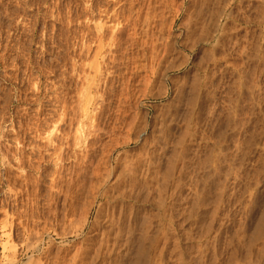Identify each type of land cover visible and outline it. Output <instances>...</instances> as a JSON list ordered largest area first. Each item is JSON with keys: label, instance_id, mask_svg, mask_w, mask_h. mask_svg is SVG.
I'll return each instance as SVG.
<instances>
[{"label": "rangeland", "instance_id": "rangeland-1", "mask_svg": "<svg viewBox=\"0 0 264 264\" xmlns=\"http://www.w3.org/2000/svg\"><path fill=\"white\" fill-rule=\"evenodd\" d=\"M263 7L264 0H0V264H93L118 238L117 256L128 260L147 218L152 232L180 238L169 249L179 244L190 264H264ZM63 113L66 134L55 130ZM53 130L60 161L46 140ZM169 249L158 262L179 264L183 256Z\"/></svg>", "mask_w": 264, "mask_h": 264}, {"label": "bare ground", "instance_id": "bare-ground-1", "mask_svg": "<svg viewBox=\"0 0 264 264\" xmlns=\"http://www.w3.org/2000/svg\"><path fill=\"white\" fill-rule=\"evenodd\" d=\"M201 1V0H200ZM207 1V0H206ZM229 1H231V0H229ZM234 1V0H233ZM146 2V1H145ZM104 3V2H103ZM90 5V4H89ZM103 6H105V5H103ZM146 6V5H145ZM241 6V5H240ZM61 7V6H60ZM200 7H201V5H200ZM155 8V7H154ZM264 8V7H263ZM115 10V9H114ZM164 10V9H163ZM168 10V9H167ZM246 10V9H245ZM116 11V10H115ZM127 11V10H126ZM162 11V10H161ZM212 11V10H211ZM236 11V10H235ZM60 12V11H59ZM94 12V11H93ZM207 12V11H206ZM192 13V12H191ZM202 13V12H201ZM230 13V12H229ZM249 14V13H248ZM88 15V14H87ZM189 15H191V14H189ZM193 15V14H192ZM205 15V14H204ZM216 15V14H215ZM93 16V15H92ZM112 16V15H111ZM114 16V15H113ZM151 16V15H150ZM197 16V15H196ZM253 16V15H252ZM255 16V15H254ZM159 17V16H158ZM190 17V16H189ZM204 17V16H203ZM244 17V16H243ZM74 18V17H73ZM151 18V17H150ZM205 18H206V16H205ZM129 19V18H128ZM155 19V18H154ZM204 19V18H203ZM253 19V18H252ZM255 19V18H254ZM171 20V19H170ZM148 21V20H147ZM240 21V20H239ZM192 22V21H191ZM208 22V21H207ZM104 23V22H103ZM133 23V22H132ZM184 24V23H183ZM189 24V23H188ZM204 24V23H203ZM206 24V23H205ZM209 24V23H208ZM237 24V23H236ZM98 25V24H97ZM146 25V24H145ZM223 26V25H222ZM124 27V26H123ZM197 28V27H196ZM107 29V28H106ZM190 29H191V27H190ZM236 29V28H235ZM239 29V28H238ZM101 30V29H100ZM159 30V29H158ZM98 31V30H97ZM107 31V30H106ZM191 31V30H190ZM196 31V30H195ZM253 32V31H252ZM235 33V32H234ZM136 34V33H135ZM120 35V34H119ZM258 35V34H257ZM256 35V36H257ZM264 35V34H263ZM93 36V35H92ZM122 37H123V35H121ZM237 37V36H236ZM119 38V37H118ZM117 38V39H118ZM241 38V37H240ZM194 39V38H193ZM238 39V38H237ZM254 39V38H253ZM67 41V40H66ZM127 41V40H126ZM239 41V40H238ZM259 41V40H258ZM23 42V41H22ZM120 42V41H119ZM152 42V41H151ZM180 42V41H179ZM146 43H148V42H146ZM187 43V42H186ZM195 43H196V41H195ZM87 44V43H86ZM99 44H101V43H99ZM128 44V43H127ZM229 44V43H228ZM66 46V45H65ZM104 46V45H103ZM257 46V45H256ZM259 46V45H258ZM258 46H257V48H258ZM112 47V46H111ZM124 47V46H123ZM228 47V46H227ZM249 47V46H248ZM145 48V47H144ZM10 49V48H9ZM25 49H27V48H25ZM255 49V48H254ZM98 50V49H97ZM112 50V49H111ZM146 50V49H145ZM169 50V49H168ZM204 50V49H203ZM133 51V50H132ZM255 51V50H254ZM29 52V51H28ZM92 52V51H91ZM205 52V51H204ZM221 52V51H220ZM241 52V51H240ZM1 53V52H0ZM3 53V52H2ZM138 53V52H137ZM155 53V52H154ZM206 53V52H205ZM256 53V52H255ZM167 54H169V53H167ZM210 54V53H209ZM229 54V53H228ZM241 54V53H240ZM25 55V54H24ZM154 55V54H153ZM220 55V54H219ZM256 55V54H255ZM11 56V55H10ZM144 56V55H143ZM187 56V55H186ZM242 56H243V54H242ZM248 56V55H247ZM16 57V56H15ZM155 57V56H154ZM256 57V56H255ZM178 58V57H177ZM183 58V57H182ZM208 58H209V56H208ZM242 58V57H241ZM175 59H176V57H175ZM52 60V59H51ZM50 60V61H51ZM119 60V59H118ZM98 61V60H97ZM103 61V60H102ZM136 61V60H135ZM197 61V60H196ZM212 61V60H211ZM245 61V60H244ZM253 61V60H252ZM14 62H15V60H14ZM27 62V61H26ZM55 62V61H54ZM186 62V61H185ZM75 63V62H74ZM98 63V62H97ZM261 63V62H260ZM264 63V62H263ZM25 64V63H24ZM89 64V63H88ZM92 65V64H91ZM98 65V64H97ZM250 65V64H249ZM256 65V64H255ZM262 65V64H261ZM41 66V65H40ZM88 66V65H87ZM181 66V65H180ZM215 66V65H214ZM74 67V66H73ZM97 67V66H96ZM179 67V66H178ZM245 67V66H244ZM107 68V67H106ZM137 68V67H136ZM149 68V67H148ZM49 69H50V67H49ZM97 69V68H96ZM108 69V68H107ZM138 69V68H137ZM150 69V68H149ZM222 69V68H221ZM220 69V70H221ZM247 69V68H246ZM262 69V68H261ZM81 70V69H80ZM154 70V69H153ZM252 70V69H251ZM77 71V70H76ZM82 71V70H81ZM226 71V70H225ZM116 72V71H115ZM106 73H108V72H106ZM153 73V72H152ZM158 73V72H157ZM254 73V72H253ZM79 74V73H78ZM84 74V73H83ZM196 74V73H195ZM260 74V73H259ZM103 75V74H102ZM233 75V74H232ZM238 75V74H237ZM110 76V75H109ZM198 76V75H197ZM205 76V75H204ZM80 77V76H79ZM94 77V76H93ZM107 77V76H106ZM114 77V76H113ZM199 77V76H198ZM201 77V76H200ZM250 78V77H249ZM254 78H255V76H254ZM67 79V78H66ZM76 79V78H75ZM147 79H148V76H147ZM195 79V78H194ZM259 79V78H258ZM82 80V79H81ZM91 80V79H90ZM198 79H195V81H197ZM202 80V79H201ZM200 80V81H201ZM208 80V79H207ZM115 81V80H114ZM195 81H193L192 80V82H195ZM200 81L198 80L197 82H198V84L196 85L197 86V88H199L198 87V85L200 86V85H203L204 84V81L202 82L201 81V83H200ZM241 81V80H240ZM88 82V81H87ZM157 82V81H156ZM161 82V81H160ZM83 83V82H82ZM90 83V82H89ZM206 83V82H205ZM161 84V83H160ZM195 84V83H194ZM207 84V83H206ZM205 85V84H204ZM228 85V84H227ZM233 85H235V84H233ZM232 85V86H233ZM195 86V85H194ZM52 87V86H51ZM68 87V86H67ZM158 87H159V85H158ZM185 87V86H184ZM203 87H205V86H203ZM202 87V88H203ZM58 88V87H57ZM101 88V87H100ZM162 88V87H161ZM173 88V87H172ZM196 87H194V89H195ZM222 88V87H221ZM264 88V87H263ZM84 89V88H83ZM118 89V88H117ZM190 89V88H189ZM200 89V88H199ZM52 90V89H51ZM50 90V91H51ZM102 90V89H101ZM164 90H165V88H164ZM238 90V89H237ZM261 90V89H260ZM160 91H161V89H160ZM197 91V90H196ZM262 91V90H261ZM52 92V91H51ZM84 92V91H83ZM98 92V91H97ZM100 92V91H99ZM106 91H104V93H105ZM190 92V91H189ZM192 92V91H191ZM231 92V91H230ZM233 92V91H232ZM239 92H240V90H239ZM253 92V91H252ZM62 93V92H61ZM101 93V92H100ZM110 93V92H109ZM108 93V94H109ZM174 93V92H173ZM177 93H179V92H177ZM177 93H176V95H177ZM256 93V92H255ZM19 94V93H18ZM88 94V93H87ZM87 94H86V96H87ZM214 94V93H213ZM121 95V94H120ZM53 96V95H52ZM59 96V95H58ZM80 96V95H79ZM91 96V95H90ZM236 96V95H235ZM257 96V95H256ZM54 97V96H53ZM111 97V96H110ZM194 97H195V95H194ZM66 98V97H65ZM70 98V97H69ZM82 98V97H81ZM90 98H92V97H90ZM160 98H161V96H160ZM193 98V97H192ZM220 98V97H219ZM51 99V98H50ZM64 99V98H63ZM67 99V98H66ZM195 99V98H194ZM213 99V98H212ZM24 100V99H23ZM77 100V99H76ZM127 100V99H126ZM257 100H258V98H257ZM42 101V100H41ZM105 101V100H104ZM120 101V100H119ZM179 101V100H178ZM195 101V100H194ZM246 101H247V99H246ZM36 102V101H35ZM50 102V101H49ZM71 102V101H70ZM235 102V101H234ZM252 102V101H251ZM58 103V102H57ZM90 103V102H89ZM120 103V102H119ZM225 103V102H224ZM228 103V102H227ZM254 103V102H253ZM60 104V103H59ZM73 104V103H72ZM82 104V103H81ZM103 104V103H102ZM132 104V103H131ZM187 104V103H186ZM75 105V104H74ZM99 105V104H98ZM137 105V104H136ZM262 105V104H261ZM51 106V105H50ZM66 106V105H65ZM70 106V105H69ZM84 106H86V105H84ZM119 106V105H118ZM123 106V105H122ZM187 106V105H186ZM189 106V105H188ZM245 106V105H244ZM249 106V105H248ZM43 107V106H42ZM61 107H62V105H61ZM60 107V108H61ZM67 107H68V105H67ZM73 107V106H72ZM75 107V106H74ZM76 107H77V105H76ZM97 107V106H96ZM133 107V106H132ZM135 107V106H134ZM177 107V106H176ZM227 107H228V105H227ZM22 108V107H21ZM51 108V107H50ZM59 108V109H60ZM81 108V107H80ZM131 108V107H130ZM218 108V107H217ZM44 109V108H43ZM65 109V108H64ZM63 109V110H64ZM72 109V108H71ZM87 109V108H86ZM89 109V108H88ZM132 109V108H131ZM169 109V108H168ZM167 109V110H168ZM186 109V108H185ZM247 109V108H246ZM250 109V108H249ZM248 109V110H249ZM37 110V109H36ZM41 110V109H40ZM46 110V109H45ZM53 110V109H52ZM166 110V111H167ZM192 110V109H191ZM190 110V111H191ZM228 110V109H227ZM17 111V110H16ZM48 111H50V110H48ZM89 111V110H88ZM126 111V110H125ZM229 111V110H228ZM43 112V111H42ZM80 112V111H79ZM163 112V111H162ZM214 112V111H213ZM234 112V111H233ZM25 113V112H24ZM40 113V112H39ZM56 113V112H55ZM69 113V112H68ZM75 113V112H74ZM93 113V112H92ZM137 113V112H136ZM186 113V112H185ZM191 113V112H190ZM4 114V113H3ZM41 114V113H40ZM52 114V113H51ZM71 114V113H70ZM104 114V113H103ZM161 114V113H160ZM239 114V113H238ZM237 114V115H238ZM253 114V113H252ZM136 115V114H135ZM164 115V114H163ZM178 115V114H177ZM190 115V114H189ZM223 115V114H222ZM229 115V114H228ZM227 115V116H228ZM2 116V115H1ZM33 116V115H32ZM66 116H68L66 113H63V115H62V117L61 118H59L60 120H58V121H60V125L59 126H55V128H57V129H55V130H57V132L58 131H62L63 132V130L64 129H66V126H67V124L68 125H70L69 123H67V118H66ZM73 115H71V117H72ZM76 116V115H75ZM122 116V115H121ZM167 116V115H166ZM188 116V115H187ZM211 116V115H210ZM220 116V115H219ZM245 116V115H244ZM5 117V116H4ZM60 117V116H59ZM112 117V116H111ZM201 117V116H200ZM48 118V117H47ZM97 118V117H96ZM116 118V117H115ZM118 118V117H117ZM164 118V117H163ZM217 118H218V116H217ZM231 118H232V116H231ZM237 118V117H236ZM242 118V117H241ZM246 118V117H245ZM28 119V118H27ZM32 119V118H31ZM105 119V118H104ZM159 119V118H158ZM202 119V118H201ZM226 119V118H225ZM229 119H230V116H229ZM34 120V119H33ZM43 120V119H42ZM46 120L47 119H45V121H42V122H44V124H46ZM56 120V119H55ZM72 120H73V118H72ZM77 120V119H76ZM114 120V119H113ZM184 120V119H183ZM205 120V119H204ZM240 120V119H239ZM22 121V120H21ZM37 121V120H36ZM39 121H41V120H39ZM52 121V120H51ZM226 121V120H225ZM243 120H241V122H242ZM7 122V121H6ZM32 122H34V121H32ZM41 122V123H42ZM54 122V121H53ZM56 122V121H55ZM114 122V121H113ZM119 122V121H118ZM222 122V121H221ZM25 123V122H24ZM29 123V122H28ZM35 123V122H34ZM56 123H58V122H56ZM111 123V122H110ZM161 123V122H160ZM238 123V122H237ZM255 123V122H254ZM258 123V122H257ZM43 124V125H44ZM47 124L49 125V121L47 120ZM46 124V125H47ZM131 124V123H130ZM230 124V123H229ZM247 124V123H246ZM251 124V123H250ZM26 125V124H25ZM37 125V124H36ZM108 125V124H107ZM120 125V124H119ZM122 125V124H121ZM124 125V124H123ZM155 125V124H154ZM186 125H187V123H186ZM185 125V126H186ZM54 126V125H53ZM78 126V125H77ZM104 126V125H103ZM113 126H114V124H113ZM116 126V125H115ZM169 126V125H168ZM184 126V125H183ZM38 127H39V125H38ZM42 127V126H41ZM48 127V126H47ZM46 127V128H47ZM109 127V126H108ZM226 127V126H225ZM236 127V126H235ZM4 128V127H3ZM28 128V127H27ZM45 128V127H44ZM53 128V127H52ZM156 128V127H155ZM232 128V127H231ZM33 129V128H32ZM113 129V128H112ZM141 129V128H140ZM139 129V130H140ZM202 129V128H201ZM222 129V128H221ZM52 130V129H51ZM69 130V129H68ZM67 130V131H68ZM186 130V129H185ZM197 130V129H196ZM239 130V129H238ZM34 131V130H33ZM32 131V132H33ZM38 131V130H37ZM41 131H42V129H41ZM65 131V130H64ZM160 131V130H159ZM161 131H162V129H161ZM167 131V130H166ZM193 131V130H192ZM249 131V130H248ZM251 131V130H250ZM264 131V130H263ZM21 132V131H20ZM23 132V131H22ZM51 132V131H50ZM73 132H75V131H73ZM93 132V131H92ZM233 132H234V130H233ZM38 133V132H37ZM54 133V130H53V132L51 133V135L50 136H46L47 138H46V140H47V142L49 143V146H51V147H54L53 149H55V156H56V154H57V160H63L64 159V151L62 152V150H63V145H58V146H56L55 144H54V139H56V138H59V135L58 134H53ZM61 133V132H60ZM64 133V132H63ZM88 133V132H87ZM96 133V132H95ZM130 133V132H129ZM135 133V132H134ZM183 133V132H182ZM228 133V132H227ZM254 133V132H253ZM34 134V133H33ZM64 134H66V133H64ZM98 134V133H97ZM225 134V133H224ZM17 135V134H16ZM29 135V134H28ZM38 135H40V134H38ZM49 135V134H48ZM79 135V134H78ZM77 135V136H78ZM91 135V134H90ZM155 135V134H154ZM192 135V134H191ZM218 135H219V133H218ZM228 135V134H227ZM246 135V134H245ZM244 135V136H245ZM4 136V135H3ZM80 136H81V134H80ZM172 136V135H171ZM186 136V135H185ZM216 136V135H215ZM1 137V136H0ZM79 137V136H78ZM99 137V136H98ZM98 137H96V138H98ZM128 137V136H127ZM158 137V136H157ZM227 137V136H226ZM262 137V136H261ZM68 138H69V136H68ZM85 138V137H84ZM214 138V137H213ZM222 138H224L223 136H222ZM246 138V137H245ZM253 138V137H252ZM20 139V138H19ZM39 139V138H38ZM65 139V138H64ZM95 139V138H94ZM93 139V140H94ZM118 139V138H117ZM238 139V138H237ZM237 139H235V140H237ZM253 139H255V137L253 138ZM18 140V139H17ZM60 140V139H59ZM63 140V139H62ZM67 140V139H66ZM77 140H79V139H77ZM80 140H81V138H80ZM79 140V141H80ZM83 140V139H82ZM100 140H101V138H100ZM124 140V139H123ZM222 140V139H221ZM69 141V140H68ZM67 141V142H68ZM72 141H73V139H72ZM182 141V140H181ZM220 141V140H219ZM238 141V140H237ZM34 142V141H33ZM58 142V141H57ZM98 142V141H97ZM101 142V141H100ZM127 142V141H126ZM216 142V141H215ZM222 142V141H221ZM18 143V142H17ZM64 143V142H63ZM63 143H61V144H63ZM73 143V142H72ZM76 143V142H75ZM219 143V142H218ZM225 143V142H224ZM227 143V142H226ZM234 143H235V141H234ZM250 143H251V141H250ZM16 144V143H15ZM77 144V143H76ZM75 144V145H76ZM79 144H80V142H79ZM88 144V143H87ZM94 144H95V142H94ZM102 144V143H101ZM228 144V143H227ZM239 144V143H238ZM238 144H237V146H238ZM259 144V143H258ZM11 145V144H10ZM9 145V146H10ZM23 145V144H22ZM29 145V144H28ZM48 145V144H47ZM106 145V144H105ZM117 145V144H116ZM220 145V144H219ZM19 146V145H18ZM79 146V145H78ZM230 146V145H229ZM246 146V145H245ZM264 146V145H263ZM36 147V146H35ZM90 147V146H89ZM93 147V146H92ZM104 147V146H103ZM163 147V146H162ZM199 147V146H198ZM256 147V146H255ZM39 148V147H38ZM37 148V149H38ZM41 146H40V150H41ZM46 148H47V146H46ZM69 148H71V147H69ZM99 148V147H98ZM185 148V147H184ZM223 148V147H222ZM34 149V148H33ZM110 149V148H109ZM114 149V148H113ZM163 149V148H162ZM167 149V148H166ZM210 149V148H209ZM23 150V149H22ZM35 150V149H34ZM112 150V149H111ZM176 150V149H175ZM208 150V149H207ZM230 150V149H229ZM228 150V151H229ZM244 150V149H243ZM10 151V150H9ZM21 151V150H20ZM29 151V150H28ZM52 151V150H51ZM58 151H60V153H57ZM105 151V150H104ZM162 151V150H161ZM160 151V152H161ZM177 151H179V150H177ZM205 151V150H204ZM245 151V150H244ZM22 152H25V151H22ZM37 152V151H36ZM40 152H42V151H40ZM39 151H38V153H40ZM96 152H97V150H96ZM99 152V151H98ZM241 152V151H240ZM257 152V151H256ZM6 153H7V151H6ZM15 153V152H14ZM88 153V152H87ZM120 153V152H119ZM213 153V152H212ZM29 154H31V153H29ZM46 154V153H45ZM54 154V153H53ZM138 154V153H137ZM238 154V153H237ZM249 154V153H248ZM24 155H26V154H24ZM36 155V154H35ZM40 155V154H39ZM43 155V154H42ZM50 155V154H49ZM88 155V154H87ZM107 155V154H106ZM122 155V154H121ZM175 155V154H174ZM181 155V154H180ZM217 155V154H216ZM220 155V154H219ZM3 156V155H2ZM6 156V155H5ZM12 156V155H11ZM14 156V155H13ZM28 156V155H27ZM74 156V155H73ZM137 156V155H136ZM168 156V155H167ZM178 156V155H177ZM8 157V156H7ZM6 157V158H7ZM25 157V156H24ZM43 157V156H42ZM41 157V158H42ZM101 157V156H100ZM121 157V156H120ZM170 157V156H169ZM168 157V158H169ZM191 157V156H190ZM226 157V156H225ZM25 158H27V157H25ZM25 158H23V160L25 159ZM82 158V157H81ZM142 158V157H141ZM173 158V157H172ZM180 158V157H179ZM210 158V157H209ZM20 159H22V158H20ZM20 159H18L19 160V163L21 162V163H23V160L21 161ZM34 159V158H33ZM32 159V160H33ZM43 159H46V156H44V158ZM10 160V159H9ZM145 160H146V158H145ZM241 160H242V158H241ZM6 161V160H5ZM24 161H26V159L24 160ZM47 161V160H46ZM56 161V160H55ZM58 161V162H59ZM81 161H82V159H81ZM83 161H84V159H83ZM108 161V160H107ZM106 161V162H107ZM152 161V160H151ZM172 161V160H171ZM251 161V160H250ZM30 162V161H29ZM57 162V161H56ZM80 162V161H79ZM166 162H167V160H166ZM183 162V161H182ZM264 162V161H263ZM60 163V162H59ZM152 163V162H151ZM161 163V162H160ZM184 163V162H183ZM205 163V162H204ZM231 163V162H230ZM28 164V163H27ZM43 164V163H42ZM83 164V163H82ZM148 164V163H147ZM157 164H158V162H157ZM188 164V163H187ZM186 164V165H187ZM229 164V163H228ZM233 164V163H232ZM256 164V163H255ZM21 165H23V164H21ZM25 165H26V163H25ZM30 165V164H29ZM57 165H58V163H57ZM56 165V166H57ZM119 165V164H118ZM151 165V164H150ZM213 165V164H212ZM218 165V164H217ZM234 165V164H233ZM24 166V165H23ZM36 166V165H35ZM110 166V165H109ZM125 166V165H124ZM168 166V165H167ZM264 166V165H263ZM65 167V166H64ZM83 167V166H82ZM189 167V166H188ZM215 167V166H214ZM219 167V166H218ZM251 167V166H250ZM259 167V166H258ZM37 168V167H36ZM35 168V169H36ZM81 168V167H80ZM132 168V167H131ZM160 168V167H159ZM167 168V167H166ZM165 168V169H166ZM193 168V167H192ZM210 168V167H209ZM208 168V169H209ZM213 168V167H212ZM4 169V168H3ZM29 169V168H28ZM39 169V168H38ZM85 169H86V167H85ZM105 169V168H104ZM173 169V168H172ZM207 169V170H208ZM219 169V168H218ZM59 170H60V168H59ZM169 170H171V169H169ZM174 170V169H173ZM172 170V171H173ZM11 171V170H10ZM99 171V170H98ZM153 171V170H152ZM155 171V170H154ZM162 171V170H161ZM246 171V170H245ZM59 173H60V171H58ZM164 172V171H163ZM186 172V171H185ZM209 172V171H208ZM110 173H112L111 171H110ZM157 173V172H156ZM11 174V173H10ZM24 174V173H23ZM47 174V173H46ZM94 174V173H93ZM101 174V173H100ZM159 174V173H158ZM170 173H168V175H169ZM196 174V173H195ZM198 174V173H197ZM211 174H213V173H211ZM224 174V173H223ZM225 174H227V173H225ZM230 174V173H229ZM246 174V173H245ZM45 175V174H44ZM76 175V174H75ZM80 175V174H79ZM90 175V174H89ZM109 174H107V176H108ZM161 175V174H160ZM167 175V174H166ZM174 175V174H173ZM208 175V174H207ZM216 175H218V174H216ZM215 175V176H216ZM9 176V175H8ZM60 176V175H59ZM78 176V175H77ZM76 176V177H77ZM96 176V175H95ZM99 176V175H98ZM102 176V175H101ZM106 176V177H107ZM145 176V175H144ZM162 176H164V174L162 175ZM209 176V175H208ZM246 176V175H245ZM19 177V176H18ZM104 177V176H103ZM110 177V176H109ZM170 176H168V177H165V178H169ZM179 177V176H178ZM184 177V176H183ZM202 177V176H201ZM217 177V176H216ZM226 177V176H225ZM247 177V176H246ZM6 178V177H5ZM60 178V177H59ZM149 178V177H148ZM162 178V177H161ZM229 178V177H228ZM26 179V178H25ZM61 179V178H60ZM67 179V178H66ZM74 179V178H73ZM88 179V178H87ZM102 179V178H101ZM105 179V178H104ZM110 179V178H109ZM170 179V178H169ZM194 179V178H193ZM236 179V178H235ZM243 179V178H242ZM29 180V179H28ZM165 180V179H164ZM199 180V179H198ZM222 180V179H221ZM232 180V179H231ZM254 180V179H253ZM37 181V180H36ZM40 180H38V182H39ZM203 181V180H202ZM205 181V180H204ZM229 181V180H228ZM37 182V183H38ZM68 182H70V181H68ZM159 182V181H158ZM163 182V181H162ZM174 182V181H173ZM224 181H221V184L223 183ZM40 183V182H39ZM75 183V182H74ZM107 183V182H106ZM168 183V182H167ZM178 183V182H177ZM220 183V182H219ZM230 183V182H229ZM252 183V182H251ZM46 184V183H45ZM77 184V183H76ZM79 184V183H78ZM81 184V183H80ZM88 184V183H87ZM94 184V183H93ZM156 184V183H155ZM160 184H161V182H160ZM228 184V183H227ZM255 184V183H254ZM66 185H68V184H66ZM73 185V184H72ZM84 185V184H83ZM90 185H91V183H90ZM214 185V184H213ZM231 185V184H230ZM251 185V184H250ZM40 186V185H39ZM53 186V185H52ZM79 186V185H78ZM86 186V185H85ZM102 186V185H101ZM104 186H106V185H104ZM221 186V185H220ZM224 186V185H223ZM239 186V185H238ZM246 186V185H245ZM18 187V186H17ZM22 187V186H21ZM57 187V186H56ZM90 187V186H89ZM162 187V186H161ZM36 188V187H35ZM86 188V187H85ZM190 188V187H189ZM192 188V187H191ZM218 188V187H217ZM234 188V187H233ZM236 188V187H235ZM84 189V188H83ZM163 189V188H162ZM237 189V188H236ZM37 190V189H36ZM40 190V189H39ZM67 190V189H66ZM81 190V189H80ZM107 190V189H106ZM105 190V191H106ZM172 190V189H171ZM97 191V190H96ZM105 191H104V193H105ZM163 191V190H162ZM173 191V190H172ZM219 191V190H218ZM244 191V190H243ZM65 192V191H64ZM140 192H142V191H140ZM211 192V191H210ZM223 192V191H222ZM260 192V191H259ZM37 193V192H36ZM102 193V195L104 194L102 191H99L98 192V194H101ZM196 193V192H195ZM32 194V193H31ZM97 194V193H96ZM231 194V193H230ZM232 194H234V193H232ZM41 195H43V194H41ZM106 195H108L107 193H106ZM175 195V194H174ZM179 195V194H178ZM201 195V194H200ZM229 195V194H228ZM236 195V194H235ZM242 195V194H241ZM248 195V194H247ZM264 195V194H263ZM65 196V195H64ZM120 196V195H119ZM215 196V195H214ZM219 196V195H218ZM217 196V197H218ZM227 196V195H226ZM67 197V196H66ZM102 197H104V199H106V197H105V195L104 196H102ZM179 197V196H178ZM195 197H197L196 196V194H195ZM236 197V196H235ZM252 197V196H251ZM95 198V197H94ZM101 198V197H100ZM179 198H181V197H179ZM200 198V197H199ZM227 198V197H226ZM249 198H250V196H249ZM103 199V198H102ZM204 198H202V201H204L203 200ZM242 199V198H241ZM73 199H71V201H72ZM80 200V199H79ZM235 200V199H234ZM237 200V199H236ZM85 201V200H84ZM95 201V200H94ZM189 201V200H188ZM222 201V200H221ZM183 202V201H182ZM187 202V201H186ZM234 203V202H233ZM252 203V202H251ZM49 204V203H48ZM65 204V203H64ZM205 204V203H204ZM204 204H202V205H204ZM216 204V203H215ZM225 204V203H224ZM254 204V203H253ZM107 205V204H106ZM226 205V204H225ZM231 205V204H230ZM234 205L235 204H233V207H234ZM255 205V204H254ZM197 206V205H196ZM247 206V205H246ZM264 206V205H263ZM32 207V206H31ZM75 207V206H74ZM194 207V206H193ZM248 207V206H247ZM90 208H91V206H90ZM197 208V207H196ZM215 208V207H214ZM219 208V207H218ZM246 208V207H245ZM176 209V208H175ZM195 209V208H194ZM243 209V208H242ZM247 209H249V208H247ZM251 209V208H250ZM262 209V208H261ZM75 210V209H74ZM101 210V209H100ZM199 210V209H198ZM216 210V209H215ZM238 210V209H237ZM88 211V210H87ZM168 211V210H167ZM183 211V210H182ZM191 211V210H190ZM194 211V210H193ZM192 211V212H193ZM213 211V210H212ZM66 212V211H65ZM170 212V211H169ZM240 212V211H239ZM248 212V211H247ZM51 213V212H50ZM78 213V212H77ZM184 213V212H183ZM188 213V212H187ZM226 213V212H225ZM101 214V213H100ZM191 214H193V213H191ZM207 214V213H206ZM74 215V214H73ZM77 215V214H76ZM85 215V214H84ZM132 215V214H131ZM155 215V214H154ZM153 215V216H154ZM210 215V214H209ZM249 215V214H248ZM61 216V215H60ZM82 217V216H81ZM166 217V216H165ZM187 217V216H186ZM205 217V216H204ZM245 217V216H244ZM163 218V217H162ZM52 219V218H51ZM61 219V218H60ZM108 219V218H107ZM153 219V218H152ZM156 219V218H155ZM160 219V218H159ZM173 219V218H172ZM197 219V218H196ZM213 219V218H212ZM244 219V218H243ZM258 219V218H257ZM68 220V219H67ZM106 220V219H105ZM142 220V219H141ZM205 220V219H204ZM203 220V221H204ZM52 221V220H51ZM60 221V220H59ZM87 221V220H86ZM179 221V220H178ZM239 221H240V219H239ZM244 221V220H243ZM257 221V220H256ZM159 222H161V221H159ZM163 222V221H162ZM167 222V221H166ZM176 222V221H175ZM184 222V221H183ZM237 222V221H236ZM61 223V222H60ZM70 223V222H69ZM89 223V222H88ZM95 223V222H94ZM141 223V222H140ZM205 223V222H204ZM209 223V222H208ZM229 223V222H228ZM244 223V222H243ZM254 223V222H253ZM264 223V222H263ZM116 224V223H115ZM118 224V223H117ZM163 224V223H162ZM161 224V225H162ZM186 224V223H185ZM207 224V223H206ZM222 224V223H221ZM240 224H241V222H240ZM87 225V224H86ZM133 225H134V223H133ZM157 225V224H156ZM158 225H159V223H158ZM157 225V226H158ZM161 225H160V227H161ZM202 225V224H201ZM243 225H245V224H243ZM254 225V224H253ZM95 226V225H94ZM166 226V225H165ZM165 226H163V227H165ZM169 226V225H168ZM167 226V227H168ZM195 226V225H194ZM82 227V226H81ZM156 227V226H155ZM160 227H158V230H159V228ZM163 227H161V228H163ZM208 227V226H207ZM206 227V228H207ZM210 227V226H209ZM69 228V227H68ZM83 228H84V226H83ZM201 228V227H200ZM240 228V227H239ZM119 229V228H118ZM135 229H137V228H135ZM155 229V228H154ZM166 229V228H165ZM165 229L163 228V230L165 231ZM169 229V228H168ZM232 229V228H231ZM75 230V229H74ZM81 230H82V228H81ZM111 230H113L112 228H111ZM126 230V229H125ZM162 230V229H161ZM161 231L160 232V230L159 231H154V232H152V230H151V225H150V219L149 218H147V219H145V221H144V223H143V226H142V228H141V232H140V234H139V236L137 237V242H138V244L136 245L137 246V248H136V246L134 247V248H136V250H134L135 252H133V257L132 258H128V256L126 255V253H125V256H127V258H128V260H130V261H128L124 256V258L122 259V257L120 258V257H118L117 256V248H119V247H116L117 246V244H116V242L118 241V240H120L119 238L117 239V241H115V245L113 246V247H109V244H108V247L106 248V250L105 249H102V248H100V250H99V254H98V256H95L96 258L95 259H93V261H94V263L93 264H160L158 261H160L161 259H162V257H163V254L164 253H166V251L169 249V244L172 242V239H174L175 237H172L171 236V234L169 235V234H167V235H164V234H162L164 231ZM175 230V229H174ZM209 230V229H208ZM211 231H212V229H210ZM241 230V229H240ZM254 230V229H253ZM103 231V230H102ZM107 231V230H106ZM116 231V230H115ZM123 231V230H122ZM168 231V230H167ZM201 231V230H200ZM210 231V232H211ZM242 231V230H241ZM259 231V230H258ZM258 231H256V232H258ZM69 232V231H68ZM110 232V231H109ZM112 232V231H111ZM130 232V231H129ZM253 232V231H252ZM255 232V233H256ZM101 233V232H100ZM115 233V232H114ZM113 233V234H114ZM170 233H172V232H170ZM206 233H208V232H206ZM248 233V232H247ZM251 233V232H250ZM254 233V232H253ZM263 233V232H262ZM81 234H83V233H81ZM162 234V235H161ZM186 234V233H185ZM190 234V233H189ZM200 234V233H199ZM238 234H239V232H238ZM246 234V233H245ZM259 234V236H263V234L261 235V232H258L257 233V235ZM39 235V234H38ZM70 235V234H69ZM72 235V234H71ZM91 235V234H90ZM106 235V234H105ZM115 235H116V233H115ZM118 235H121V234H117V236ZM128 235V234H127ZM161 235V236H160ZM163 235H164V238H163ZM221 235V234H220ZM235 235V234H234ZM237 235V234H236ZM235 235V236H236ZM249 235V234H248ZM247 234H246V238L247 237H249ZM256 235V234H255ZM82 236V235H81ZM110 236V235H109ZM113 236V235H112ZM124 236V235H123ZM129 236V235H128ZM175 236V235H174ZM201 236V235H200ZM215 236V235H214ZM231 236V235H230ZM229 236V237H230ZM235 236H234V238H235ZM239 236H243V234L242 235H240L239 234ZM245 236V235H244ZM120 238H121V236H119ZM213 237V236H212ZM217 237V236H216ZM232 237V236H231ZM230 237V238H231ZM237 237V236H236ZM240 237V238H241ZM258 237V236H257ZM115 238V237H114ZM187 238H189V237H187ZM186 238V239H187ZM245 238V237H244ZM243 238V239H244ZM62 239H63V243L65 244V245H67L68 243H69V240H70V236H68L67 235V233L65 232L64 234H63V236H62ZM100 239V238H99ZM115 239V240H116ZM179 237L178 238H175L174 240V242H180L179 241ZM215 239V238H214ZM243 239L241 240V241H243ZM249 239H250V237H249ZM256 239V238H255ZM264 239V238H263ZM130 240V239H129ZM163 240H165V241H163ZM196 240V239H195ZM198 240V239H197ZM231 240V239H230ZM237 240H239V239H237ZM106 241H107V239H106ZM182 241V240H181ZM240 241V240H239ZM244 241H245V239H244ZM249 241V240H248ZM253 241V240H252ZM255 241V240H254ZM90 242V241H89ZM101 242V241H100ZM104 242V240L102 241V243ZM160 242H163L162 244H160ZM213 242V241H212ZM110 243V242H109ZM118 243H119V241H118ZM121 243V242H120ZM135 243V242H134ZM218 243V242H217ZM221 243V242H220ZM241 243V242H240ZM253 243V242H252ZM251 243V244H252ZM101 244V243H100ZM107 244V243H106ZM113 244V243H112ZM239 244V243H238ZM244 244H246L245 242H244ZM249 244V243H248ZM247 244V245H248ZM251 244H249V245H251ZM264 244V243H263ZM28 245V244H27ZM160 245H162V246H160ZM173 245H174V248L172 247L171 249H173V251H171L170 249V251L171 252H173L174 253V251L175 252H177V253H180L179 254V257L178 258H176V259H179L180 258V256H183V258L182 259H179V261H180V263L179 264H190V262L188 263V261L190 260V259H188L186 256V259L187 260H185V258H184V254H183V252L181 251L182 249H184V248H182V249H179V247L180 246H178L179 244H175V243H173ZM172 245V246H173ZM241 245H243L242 243H241ZM71 246V245H70ZM70 246H68L67 248H66V250H70ZM103 246V245H102ZM107 246V245H106ZM112 246V245H111ZM119 246V245H118ZM127 246V245H126ZM161 248H160V247ZM211 246V245H210ZM213 246V245H212ZM226 246H228V245H226ZM255 246V245H254ZM253 246V247H254ZM36 247V246H35ZM72 247V246H71ZM89 247V246H88ZM98 247H99V244H98ZM100 247H101V245H100ZM128 247V246H127ZM193 247V246H192ZM209 247V246H208ZM238 247V246H237ZM246 247V246H245ZM250 247V249H251V246H249ZM257 247V246H256ZM15 248V247H14ZM32 248V247H31ZM72 248H74V247H72ZM79 248V247H78ZM104 248V247H103ZM120 248H122V249H124L123 248V246L122 247H120ZM181 248V247H180ZM206 248V247H205ZM214 248H215V246H214ZM261 248V247H260ZM179 249V250H178ZM195 249V248H194ZM198 249V248H197ZM201 249V248H200ZM263 249V248H262ZM261 249V250H262ZM76 250V249H75ZM82 250V249H81ZM98 250V249H97ZM102 250V251H101ZM125 250H126V248H125ZM193 250V249H192ZM196 250V249H195ZM202 250H203V248H202ZM35 251V250H34ZM128 251V250H127ZM169 251V252H170ZM239 251H240V249H239ZM255 251V250H254ZM61 252V251H60ZM84 252V251H83ZM129 252V251H128ZM127 252V254L129 255V257L130 256H132L131 254H129ZM130 252H132V251H130ZM181 252H182V254H181ZM200 252V251H199ZM222 252V251H221ZM263 252V251H262ZM69 253V252H68ZM95 253V252H94ZM119 253H121V252H119ZM172 253V254H173ZM176 253V254H177ZM201 253H202V251H201ZM249 253V252H248ZM96 254V253H95ZM186 254V253H185ZM188 254V253H187ZM243 254V253H242ZM263 254H264V252H263ZM167 255H168V253H167ZM169 255H171V253L169 254ZM204 255V254H203ZM245 254H243V256H244ZM249 255H251V254H249ZM254 255V254H253ZM260 255V254H259ZM47 256V255H46ZM79 256V255H78ZM85 256V255H84ZM120 256V255H119ZM165 256V255H164ZM197 256V255H196ZM261 256H263V255H261ZM37 257V256H36ZM35 257V258H36ZM74 257V256H73ZM167 257V256H166ZM173 257V256H172ZM198 257V256H197ZM245 257V256H244ZM243 257V258H244ZM248 257V256H247ZM30 258V257H29ZM194 258V257H193ZM214 258V257H213ZM236 258V257H235ZM250 258V257H249ZM256 258H260L259 256L258 257H256ZM192 259V258H191ZM212 259V258H211ZM163 260V259H162ZM166 260V259H165ZM193 260V259H192ZM37 261V260H36ZM187 261V262H186ZM191 261V260H190ZM199 261V260H198ZM244 261V260H243ZM246 261H247V259H246ZM257 261V260H256ZM259 261V260H258ZM72 262V261H71ZM89 262V261H88ZM174 262V261H173ZM91 263V262H90ZM195 263V262H194ZM213 263V262H212ZM238 263V262H237ZM254 263V262H253ZM257 263H259V262H257ZM30 264V263H29ZM68 264V263H67ZM162 264V263H161ZM164 264V263H163ZM197 264H198V262H197ZM241 264V263H240ZM245 264V263H244ZM256 264V263H255Z\"/></svg>", "mask_w": 264, "mask_h": 264}]
</instances>
